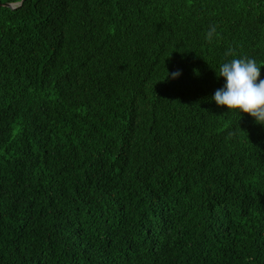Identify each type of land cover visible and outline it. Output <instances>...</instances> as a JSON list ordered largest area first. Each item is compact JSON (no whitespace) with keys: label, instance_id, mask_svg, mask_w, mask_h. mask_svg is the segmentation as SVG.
Wrapping results in <instances>:
<instances>
[{"label":"trees","instance_id":"trees-1","mask_svg":"<svg viewBox=\"0 0 264 264\" xmlns=\"http://www.w3.org/2000/svg\"><path fill=\"white\" fill-rule=\"evenodd\" d=\"M20 3L0 264H264V125L212 99L222 63L264 66V0H0Z\"/></svg>","mask_w":264,"mask_h":264},{"label":"clouds","instance_id":"clouds-1","mask_svg":"<svg viewBox=\"0 0 264 264\" xmlns=\"http://www.w3.org/2000/svg\"><path fill=\"white\" fill-rule=\"evenodd\" d=\"M215 34L216 28L211 27L206 39L211 42ZM225 55L233 53L229 51ZM262 67L254 58L247 56L222 63L216 73L223 77L225 83L212 96L216 105L227 106L229 112L238 111L239 115L241 112L249 114L257 124L264 125V79H259ZM171 75L176 78L180 72Z\"/></svg>","mask_w":264,"mask_h":264},{"label":"water","instance_id":"water-1","mask_svg":"<svg viewBox=\"0 0 264 264\" xmlns=\"http://www.w3.org/2000/svg\"><path fill=\"white\" fill-rule=\"evenodd\" d=\"M20 5H21V3L18 4V5H13V4H3V5H0V7L3 6V7L10 8V9H16V8H17L18 6H20Z\"/></svg>","mask_w":264,"mask_h":264}]
</instances>
